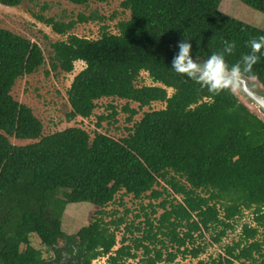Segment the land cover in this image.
Instances as JSON below:
<instances>
[{
	"label": "trees",
	"instance_id": "16d2710c",
	"mask_svg": "<svg viewBox=\"0 0 264 264\" xmlns=\"http://www.w3.org/2000/svg\"><path fill=\"white\" fill-rule=\"evenodd\" d=\"M22 1L0 3L14 7ZM67 1L86 5L111 0ZM240 1L264 13V0ZM220 2L123 0L130 18L118 23V33L104 28L97 39L68 34L51 44V71L70 73L75 61L86 64L67 91L69 120L89 118L103 97L126 100L128 121L153 102L165 103L164 108L144 111L121 139L98 131L91 137L79 126L45 135L33 109L12 95L17 79L46 62L43 49L0 27V264H59L63 249L75 254L77 264H92L105 255L109 264H127L135 257L125 244L127 238L124 235L121 246L112 251L117 237L110 228L118 230L124 218L106 222L103 217L105 207L122 190L136 198L147 193L150 198L171 197L157 205L164 209L158 224L147 217V227L137 226L142 236L134 240L135 246L147 254L152 249L145 241L165 243L160 234L180 250L193 238L192 231L222 225L215 237L219 242L226 228H232V219L253 208L257 227L245 224L241 239L225 247V257L200 259L197 264H264V243L256 239L258 227L264 226V119L236 92L211 94L170 67L176 44L184 38L192 46L190 55L200 62L221 51L223 41H232L235 47L225 55L231 66L250 51V39L264 36V29L223 13ZM39 19L66 34L76 22L93 17L80 14L69 22ZM142 71L154 84H137ZM242 76L257 77L264 88V56ZM131 102L138 108H131ZM110 107L113 112L99 116L98 126L117 114L115 106ZM13 137L33 141L14 144ZM76 202L100 209L77 233L68 234L62 229V216L67 205ZM179 227L186 228L183 235ZM32 235L56 250L57 262L43 257L32 245ZM201 251L198 247L191 253L197 257ZM155 253L150 264L162 258L160 249ZM176 256L169 253L168 260Z\"/></svg>",
	"mask_w": 264,
	"mask_h": 264
},
{
	"label": "rangeland",
	"instance_id": "374dc122",
	"mask_svg": "<svg viewBox=\"0 0 264 264\" xmlns=\"http://www.w3.org/2000/svg\"><path fill=\"white\" fill-rule=\"evenodd\" d=\"M122 1H94L86 5H77L67 0H23L20 5L14 7L0 3V27L9 29L37 42L43 49L46 62L34 73L26 74L17 79L12 89V95L15 99L29 105L33 109L35 115L44 125L43 133L45 135L70 126H79L88 131L91 137H93L95 131H98L115 139H121L129 133L133 123L142 117L144 111L164 108L165 103L153 102L151 106L139 109V112L133 116L132 120L128 121L129 113L123 110L126 100L117 97H103L97 101V107L89 118H82L80 116L72 120L67 118V114L71 110L67 91L74 76L86 64L82 60H77L74 63L73 71L70 73L51 71L49 62L50 58L54 55L51 44L55 41L65 40L68 34L97 39L101 36L104 28L111 33H118V23L130 18V11L123 7ZM220 10L223 13L264 29V13L244 4L240 0H221ZM80 14L91 15L93 19L87 22H76L75 26L66 34L56 33L50 25L45 24L39 19V16H43L53 18L59 22H69L77 21ZM137 84L151 85L154 82L147 72L142 71ZM250 85L264 92L263 86L258 81L252 80L250 81ZM168 93L172 94L173 89L169 88ZM236 94L241 101L249 105L259 117L264 119V115L246 101L239 89H237ZM110 105L115 106L117 114L115 117L102 121L101 125L98 126L99 116L109 115L113 112ZM130 107L137 109L138 104L131 102ZM11 141L14 144L21 145L30 143L33 140H19L13 137ZM161 185L167 186L163 182H161ZM159 188L161 187L159 186ZM148 195L147 193L140 198H136L133 194H127L122 190L105 207L106 213L103 217L106 222L118 220L121 217L124 218L125 223L121 224L117 228L118 230H116L114 225H111L110 228L116 231L117 237V243L112 251L121 246L124 235L127 238L125 244L130 245L131 252L135 255V257L127 259V264H150L149 259L156 258L155 249L162 251L161 260L155 264H197L200 259L207 261L211 258H217L219 255L225 257V247L232 246L241 239L245 224L257 227L254 209H244L241 214L232 219V228H226L219 242L215 241V237L224 229L222 225L213 226L210 229L201 228L198 231H192L193 238L187 239L186 245L181 247L180 250H178L177 244L171 242L168 236L160 234L159 238L163 239L165 243L156 242L155 244H151L145 241V244L149 245L152 249L147 254L143 247L137 248L135 246L134 240L142 236L141 231L137 230V226L147 227V217L154 224H158V219L164 209L157 205L164 199H171L166 194L157 199L150 198ZM177 197L180 199V196ZM150 203L154 206L156 212H152L153 207L149 205ZM99 209L98 206L90 202L69 203L62 216V229L68 234L77 233L81 227L88 224L92 216ZM221 215L223 216L222 210ZM127 226L130 228L127 229ZM177 230L183 235L186 228L179 227ZM155 231H157L156 228ZM256 239L264 243V226L258 227ZM31 243L36 248L42 250L44 258L51 259V248L44 246L37 236H31ZM198 247L202 251L195 257L191 251ZM169 253L177 255L173 261L168 260ZM234 263L246 264L243 261H234ZM92 264H109L108 255L94 259Z\"/></svg>",
	"mask_w": 264,
	"mask_h": 264
},
{
	"label": "clouds",
	"instance_id": "9594fccd",
	"mask_svg": "<svg viewBox=\"0 0 264 264\" xmlns=\"http://www.w3.org/2000/svg\"><path fill=\"white\" fill-rule=\"evenodd\" d=\"M223 48L213 52L202 62L190 55L191 44L188 39L178 41L176 51L172 56L170 67L177 73L191 80L201 88H206L211 94L222 91L235 93L243 73L251 70L260 56H264V36L250 39L247 46L250 51L240 56V59L229 66L225 55L230 54L235 45L232 41H223Z\"/></svg>",
	"mask_w": 264,
	"mask_h": 264
},
{
	"label": "water",
	"instance_id": "95a60500",
	"mask_svg": "<svg viewBox=\"0 0 264 264\" xmlns=\"http://www.w3.org/2000/svg\"><path fill=\"white\" fill-rule=\"evenodd\" d=\"M252 80L258 81L257 77L247 78L242 76L238 89L246 101L264 115V92L253 88L250 85Z\"/></svg>",
	"mask_w": 264,
	"mask_h": 264
},
{
	"label": "flooded vegetation",
	"instance_id": "af4514ba",
	"mask_svg": "<svg viewBox=\"0 0 264 264\" xmlns=\"http://www.w3.org/2000/svg\"><path fill=\"white\" fill-rule=\"evenodd\" d=\"M50 251L52 252V255H51V259H49V260H56V262H57L56 250L51 248ZM61 254H62L61 260H58L59 264H77V257H73L74 253L66 252L65 249H63V250H61Z\"/></svg>",
	"mask_w": 264,
	"mask_h": 264
}]
</instances>
